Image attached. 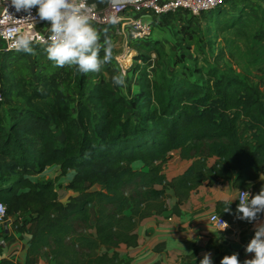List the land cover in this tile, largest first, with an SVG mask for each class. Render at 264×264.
<instances>
[{"label": "trees", "instance_id": "trees-1", "mask_svg": "<svg viewBox=\"0 0 264 264\" xmlns=\"http://www.w3.org/2000/svg\"><path fill=\"white\" fill-rule=\"evenodd\" d=\"M230 1L201 13L216 25V35L242 19L227 13ZM179 12L188 13L162 19ZM24 54L5 51L0 60V108L11 93L23 101L0 113V201L17 215L15 223L23 218L27 224V216L35 222L24 264L35 256L50 264H123L119 247L139 243L138 219L164 211L168 189L182 203L204 182L219 179L252 188V196L264 187V88L233 66L198 68L197 79L185 73L153 79L147 65L136 64L139 85L124 94L103 74L88 85L89 73L77 67L38 73L36 84L16 80L7 63ZM71 78L81 97L77 106L63 88ZM176 149L192 162L168 179L165 166ZM136 160L143 167H135ZM52 164L61 175L74 171L67 201L54 180L33 179ZM238 204L219 200L217 211L228 222H246L238 218ZM0 264L16 263L2 258Z\"/></svg>", "mask_w": 264, "mask_h": 264}, {"label": "rangeland", "instance_id": "rangeland-1", "mask_svg": "<svg viewBox=\"0 0 264 264\" xmlns=\"http://www.w3.org/2000/svg\"><path fill=\"white\" fill-rule=\"evenodd\" d=\"M110 1L105 0L102 5L99 3L103 9V15L106 17L105 21H99L91 26L100 36L99 58L103 60L104 39L107 36L112 45V60L102 64L99 72H88L90 75L88 85L94 82L95 77L99 74L108 76L109 65L121 70L123 67L126 68V74L132 73L136 64L141 65L143 69L147 65L148 72L153 79L171 78L173 75L181 73L197 79L201 75L198 68L205 70L208 66L214 65L222 71H226L228 66H233L241 76L247 77L253 83L264 88V0H231L225 6V10L229 15L241 14L242 19L237 26L225 31L220 30L217 35L215 33L216 25L208 24V20L203 14L190 17V21H197L193 31L185 29L183 23L184 20H187V16L183 19L181 16L184 15L183 12H179L177 14L181 17L177 15V17H172L174 28L170 36L165 35L164 41L145 42H135L129 39L127 26L124 24L125 20H119L116 14L111 15L115 6ZM225 10L220 15L222 19L225 18ZM180 20L183 22H179ZM141 55H148V61L145 62L143 59L137 58ZM7 64L10 75L14 76L16 80L26 79L27 83L35 82V84L38 82V73L49 72L57 68L55 63L48 59L45 48L39 46L33 48L32 53L25 52L24 56H15L9 59ZM64 67L72 71L76 66L65 65ZM124 76H126L125 84L120 88L115 85L120 92L126 91L131 94L132 81L129 75ZM138 85L136 74V89ZM63 88L72 100V105L77 106L81 99L77 81L71 78L64 83ZM18 104H23V101L18 95L11 93L2 100L0 113L7 111L11 105ZM57 132L62 138V130L59 129ZM70 177L71 170L65 175H61L60 169L53 166H48L44 171L33 175V179L54 180L61 199L65 201L69 196L64 195L63 191L66 189ZM92 218L94 219V217ZM22 220L23 218H19L15 229L25 226L21 223ZM26 220L29 221L30 217L27 216ZM42 257L51 263L48 257ZM22 264L24 263L22 262Z\"/></svg>", "mask_w": 264, "mask_h": 264}, {"label": "crops", "instance_id": "crops-1", "mask_svg": "<svg viewBox=\"0 0 264 264\" xmlns=\"http://www.w3.org/2000/svg\"><path fill=\"white\" fill-rule=\"evenodd\" d=\"M96 1L102 5L105 0ZM183 14V19L187 16L185 22L193 26L197 24L196 20H189V13ZM173 21L172 18L154 20L155 33L150 40L164 41V36H170L173 31ZM112 67L113 65H109L110 72L106 77L113 82L114 75H129L132 81L131 91L136 92L134 73L126 74L123 70ZM122 93L128 94L126 91ZM172 154L165 166L168 179L184 172L192 162V159H183L179 149L174 150ZM210 161H213V158H210ZM133 165L143 167V162L136 160ZM50 166L58 167L57 164ZM72 174L71 170V177ZM63 193L69 196L72 190L66 187ZM168 193L164 211L138 219L136 230L139 243L136 246L122 244L119 247L122 256L127 259L123 264H200L205 253L211 254L212 264H221L225 255L237 254L239 261L254 257V253H247L245 249L253 238L256 227L264 223V216L252 222H228L225 229L210 218L211 214L217 211L219 200L238 201L239 187L234 185L232 180L219 179L212 184L204 182L182 203L178 202L172 189H168ZM16 218L17 215L13 214L6 220H0V260L6 258L16 264H22L36 225L34 221H28L25 224L26 229H15L13 223ZM31 264L50 263L42 256H35L31 257Z\"/></svg>", "mask_w": 264, "mask_h": 264}, {"label": "clouds", "instance_id": "clouds-1", "mask_svg": "<svg viewBox=\"0 0 264 264\" xmlns=\"http://www.w3.org/2000/svg\"><path fill=\"white\" fill-rule=\"evenodd\" d=\"M11 5L17 12L24 11L28 15L24 18L33 19L31 10L37 9L40 20L49 22V32L45 43L48 59L57 67L76 66L82 73L99 72L102 64L111 62L112 45L110 38L104 39V57L99 58L101 46L100 36L90 24V16L84 0H11ZM5 14L9 15L7 7ZM14 47L26 53H32L28 38L21 36ZM113 83L118 86L125 84L124 74L113 76ZM248 192H240L237 213L239 219L252 222L257 220L259 213H264V187L258 194L249 198ZM225 211H229L227 207ZM223 229L226 223L218 221ZM247 253H254L252 259L244 264H264V223L256 227L253 238L246 245ZM200 264H212L211 254L205 253ZM221 264H240L237 254L225 255Z\"/></svg>", "mask_w": 264, "mask_h": 264}, {"label": "built area", "instance_id": "built-area-1", "mask_svg": "<svg viewBox=\"0 0 264 264\" xmlns=\"http://www.w3.org/2000/svg\"><path fill=\"white\" fill-rule=\"evenodd\" d=\"M84 2L91 25L105 21L103 9L96 0H84ZM110 2L115 6L111 15L116 14L119 20H125L124 24L127 26L129 39L142 42L152 38L155 30L154 20H159L170 12L187 11L191 15H200L204 11L225 5L228 0H111ZM6 7L12 18L5 14ZM27 15L24 11L17 12L11 5V0H0V60L5 51H22H18L14 47L21 36L29 39L32 49L37 46L46 49L45 41L50 35L49 22L39 19L36 8L31 10L33 19L24 18ZM147 17H151V19H147ZM123 71L126 73V68L123 67ZM0 99H3L1 91ZM240 192H248L251 199L253 189L240 187L239 195ZM8 216L6 203L0 201V220H6ZM210 218L216 224L218 221L228 224V220L218 211H214ZM13 226L15 228L17 224L13 223ZM244 262L240 261V264H244Z\"/></svg>", "mask_w": 264, "mask_h": 264}]
</instances>
